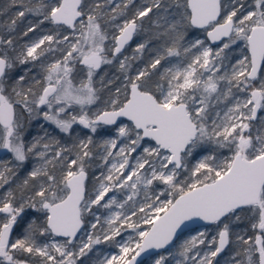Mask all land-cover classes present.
<instances>
[{
  "label": "snow or ice",
  "instance_id": "6c2138e0",
  "mask_svg": "<svg viewBox=\"0 0 264 264\" xmlns=\"http://www.w3.org/2000/svg\"><path fill=\"white\" fill-rule=\"evenodd\" d=\"M19 2L9 30L26 14L38 19L23 35L52 27L19 52L0 38V150L11 154L0 161V264H85L106 242L118 252L95 264H142L149 250H166L155 264H167L196 220L216 235L183 240L176 264H214L230 243V264H264V0H147L132 17L134 0ZM145 17L156 30L123 56ZM152 41L148 67L128 75ZM182 56L183 65L162 64ZM114 62L124 79L113 90L97 73ZM221 100L231 106L210 111ZM33 120L44 123L26 141ZM100 130L115 136L94 141ZM93 148L107 167L90 182ZM94 208L110 214L102 222Z\"/></svg>",
  "mask_w": 264,
  "mask_h": 264
},
{
  "label": "rangeland",
  "instance_id": "374dc122",
  "mask_svg": "<svg viewBox=\"0 0 264 264\" xmlns=\"http://www.w3.org/2000/svg\"><path fill=\"white\" fill-rule=\"evenodd\" d=\"M115 2L121 3L122 0H115ZM123 2H126V0H123ZM20 10H23V9L20 5L19 0H17L16 4H13L12 0H0V38L12 39V37L14 35H17L19 37L20 36L23 37V36H25V35H23V33H24V31H26L27 25L29 24V22L35 23L36 20L38 19L34 15L26 14V16L24 18L17 20V24H16L14 30H9L8 25L10 24L11 19L15 18V14ZM127 16L129 17V8L127 10ZM123 19H124L123 17H118L117 23H122ZM51 27H52L51 25L45 23L44 25H42L43 32H41L40 29H37V31L35 33H29L27 36H25V38L22 39V41L16 43L17 45L14 44L16 49H17V52H19L25 44H30L33 40L39 38L41 35L47 34ZM114 30H115L114 28H109L110 33ZM196 34L199 35L201 38L203 37L202 32H196ZM135 38L136 39L134 40V42H132L131 45H129L123 51V56H127V57L131 58L135 55V48H136L137 44L146 40L145 31L144 30L142 32L138 31V33L135 35ZM13 41H14V38H13ZM109 43H111V41H109ZM226 54H228V59L225 61V64H230L231 62H234L237 57L242 56V52L240 49H237L235 52H231V53H229L228 50H226ZM142 55L140 57H142ZM123 56L121 57V59H123ZM185 63H186L185 57H183V56L182 57H173V58H170V61L166 63V66L183 65ZM131 68H132V64L130 66L128 75H130V73H131ZM223 70L224 69H222V71ZM38 71H39L38 68L34 69L33 74H35ZM100 77H103L105 81H108L109 79L113 80L114 82L108 86L109 89H113V90L116 87L120 86L121 80L124 79L123 74L119 71L118 65L115 62L111 65H107V64L103 65L97 73V79H99ZM109 94H110L109 90L105 89L101 94L102 99L107 98V96ZM230 106H231L230 101L221 100L218 104L214 101L213 102V108H210V111H213V109H214L215 111H219V112H221V114H223V112L226 111L227 108ZM40 123H44V122L42 120H39V121L33 120L29 125H27L25 138L27 137L28 132L32 131V129H34V131L36 133H40L41 130L38 127V124H40ZM45 126L47 127V125H45ZM106 127L109 129H114V126H106ZM50 129H52V128H50ZM85 131H87V130H85ZM114 136H115L114 131H112L110 133H105L103 130H100V131H98L96 136L93 137V139H94V141H96L97 138H99V140H103V139H107L110 137L114 138ZM99 151H102V149H99L98 152ZM219 151L225 155L228 154L227 149H220ZM94 157L97 158L98 161L96 164H94L93 162H94L95 158H93V160L91 162L90 168L95 169V171H94L93 175L89 176L90 182L92 181V178L94 175H99V173L101 171H104L105 168L107 167V166L103 165L102 161L99 160V158L96 156V154L94 155ZM10 159H11V154L6 153L0 159V161L7 162ZM2 192H3V189H0V193H2ZM110 195H111V193H110ZM116 195H117L118 200H122L124 198L123 192H119ZM137 199H142V197H137ZM93 211L96 212V214L101 217L102 222L107 217V215L110 214L109 210H106L103 208L99 209L98 212H97V209L94 208ZM133 219H135V217H133ZM89 222H94L91 214H88L86 216V220H85V227L86 228L88 227ZM237 230H240V229L238 228ZM130 231L131 230H129V232ZM199 231H203L206 233V236L208 237V239L205 240V245H207L208 240H210L212 236L216 235L217 229H216V226H214V225H206L203 227L192 228V231L189 230V231L184 232V234L181 236L180 240L175 241L173 243V245L169 247V249L172 252V255L175 256V259H173L172 256H169L167 264H176V259H182L178 255H176V253L179 250V244L182 243L183 240L189 238L190 236L196 235L197 232H199ZM99 232H100V226H98L95 234H99ZM78 235H80V234H78ZM127 235H128V232H125V233H123L122 237H117L116 239L117 240L124 239L127 237ZM56 239L60 240L62 238L57 237ZM205 245L199 246V249L201 252L208 251V248ZM213 247H215V245H213ZM117 252H118V249L113 246L112 242H106V243H102L100 245L94 246L93 250L91 252H89L88 255L83 257L82 259L85 262V264H95L97 259H101L104 255L117 254ZM167 254L168 253L166 250H161V252H158L156 254L151 255V257L146 259L143 264H155V259H158L159 255H167ZM234 254H235V248H234L233 244H231L228 247V249L225 250L224 253H222L218 257H216L214 264H230L231 258L234 256Z\"/></svg>",
  "mask_w": 264,
  "mask_h": 264
},
{
  "label": "trees",
  "instance_id": "16d2710c",
  "mask_svg": "<svg viewBox=\"0 0 264 264\" xmlns=\"http://www.w3.org/2000/svg\"><path fill=\"white\" fill-rule=\"evenodd\" d=\"M147 3V0H134V3L129 5V17H132L133 14H134V11L136 8L140 7L141 5ZM151 15V14H150ZM143 29L145 31V38L148 39V37L151 35L152 32H154L156 30V26L155 24L153 23V21L149 20L148 17H145L144 18V22H143ZM196 33V32H199L198 30H192L191 32L188 33V37L189 38H192L193 36V33ZM14 38V44L17 45L16 43L22 41L23 38H25V36H17V35H14L12 37V39ZM158 45V42L157 41H152L148 48H146L143 52V55L142 57H139L135 60L132 61V68H131V73H130V76H134L136 71L138 69H143V68H146L148 67L149 65V62L151 61V59L153 58L154 56V52H153V49ZM167 62H164L162 61V64H166ZM150 71H154V70H151L149 69ZM111 85V84H110ZM50 129V128H49ZM49 131H52V129H50ZM37 133L34 131V129H32V131H29L28 132V135L27 137L25 138L26 141L27 140H30L33 136H35ZM57 136L59 139H61V141L63 143H66V144H71L74 140V137H68L66 134H63V133H59L57 131ZM83 135V133L81 134ZM97 138V137H96ZM97 140H99V138H97ZM99 148H93V153L94 155L96 154V152H98ZM93 155V158H95ZM98 161L97 158H95L94 160V164H96ZM34 166V162L33 161H29L28 164L25 166V169H29L30 167ZM95 169H89V176L90 175H93ZM25 174V170H21L19 175L20 177H23ZM90 180V179H89ZM231 245V243L229 244V246ZM228 246V247H229ZM38 260V258H35ZM142 264L145 262V260H142L141 261Z\"/></svg>",
  "mask_w": 264,
  "mask_h": 264
},
{
  "label": "water",
  "instance_id": "95a60500",
  "mask_svg": "<svg viewBox=\"0 0 264 264\" xmlns=\"http://www.w3.org/2000/svg\"><path fill=\"white\" fill-rule=\"evenodd\" d=\"M134 37H135V35H134ZM134 37H133V40H134ZM129 44H130V43H129ZM124 50H125V49H124ZM124 50H123V51H124ZM6 153H7L6 150H0V159H1ZM206 225H209V224H208L207 222L200 221V220H196V221H194V222H189V224H188V228L185 229L184 232L189 231L190 229L192 230V228L203 227V226H206ZM174 242H175V241H174ZM174 242H173V243H174ZM170 246H172V245H170ZM170 246H169V247H170ZM228 246H229V245H228ZM228 246L225 248V250L228 249ZM225 250H224L222 253H224ZM158 252H161V250H149V252H147V253H142V254H141V257H139L138 260H139V261L146 260V259L150 258L151 255L156 254V253H158ZM222 253H221V254H222Z\"/></svg>",
  "mask_w": 264,
  "mask_h": 264
},
{
  "label": "flooded vegetation",
  "instance_id": "af4514ba",
  "mask_svg": "<svg viewBox=\"0 0 264 264\" xmlns=\"http://www.w3.org/2000/svg\"><path fill=\"white\" fill-rule=\"evenodd\" d=\"M136 38L134 37V40H135ZM134 40H132L131 42H130V44H128L126 47H125V49L129 46V45H131V43L132 42H134Z\"/></svg>",
  "mask_w": 264,
  "mask_h": 264
}]
</instances>
